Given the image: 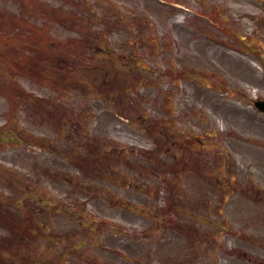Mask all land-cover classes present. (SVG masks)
Wrapping results in <instances>:
<instances>
[{"label": "rangeland", "instance_id": "1", "mask_svg": "<svg viewBox=\"0 0 264 264\" xmlns=\"http://www.w3.org/2000/svg\"><path fill=\"white\" fill-rule=\"evenodd\" d=\"M170 1L0 0V219L15 232L7 211L36 214L43 227L51 219L56 241L39 224L25 244L4 239L0 264H203L204 254L208 264L245 263L234 249L264 259V177L251 167L264 152V114L250 105L264 98V0ZM28 53L38 84L9 63L16 56L27 73ZM112 60L130 70L131 88L108 105L92 95L121 93ZM69 131L74 160L96 144L106 161L70 164ZM240 184L256 204L243 196L230 211ZM52 200L60 212L47 211ZM227 222L236 231H223Z\"/></svg>", "mask_w": 264, "mask_h": 264}, {"label": "bare ground", "instance_id": "2", "mask_svg": "<svg viewBox=\"0 0 264 264\" xmlns=\"http://www.w3.org/2000/svg\"><path fill=\"white\" fill-rule=\"evenodd\" d=\"M181 18H182V16H180V15L177 16L178 21H180Z\"/></svg>", "mask_w": 264, "mask_h": 264}]
</instances>
